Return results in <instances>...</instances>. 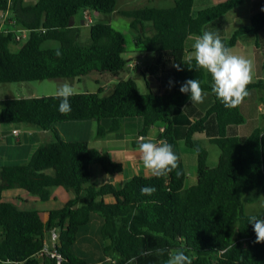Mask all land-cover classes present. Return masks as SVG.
Instances as JSON below:
<instances>
[{"label": "trees", "instance_id": "1", "mask_svg": "<svg viewBox=\"0 0 264 264\" xmlns=\"http://www.w3.org/2000/svg\"><path fill=\"white\" fill-rule=\"evenodd\" d=\"M29 1L0 0V12L7 11L0 22V84L136 72L146 93L140 94L128 75L104 95L100 87L77 93L70 98L72 111L67 115L58 110L55 95L0 100V127L28 126L51 135L25 161L0 165V264H165L176 249H183L192 264H264V243L256 242L248 223L253 215L264 218V213L243 210L264 197V128L259 125L246 135L242 127L236 131L244 123L239 106L226 109L211 91L210 74L197 69L195 59L189 62L187 56L194 51L196 36L213 24L222 30L221 18L245 0H225L197 10L194 0L132 10H116V0ZM111 13L129 20L137 57L166 53L170 60L144 58L140 63L143 58L132 54L124 59V35L106 22L86 23L84 18ZM248 14L247 25L228 38L218 34L227 47L250 44L257 54L263 43L264 0H252ZM75 17L86 24L85 34L72 24ZM17 29L26 31L25 39L15 41ZM189 79L199 80L207 93L204 109L179 91ZM154 82L163 83L164 90H153ZM252 89L264 92L262 80H253L247 86ZM134 119L140 125L131 145L137 148L150 127L160 126L156 139L173 146L179 176L173 171L161 178L133 176L119 188L94 186L89 180L91 165L112 175L121 171L120 164L86 141H64L57 132L60 124L94 121V136L99 138L121 133L124 122ZM197 134L218 149L213 167L206 165L207 152L194 138ZM179 142L195 155V183L187 187ZM145 186L156 192L142 195ZM57 187L72 197L49 211L45 222L37 211L19 210L2 200L3 191L17 189L46 201ZM106 195L113 203L103 202ZM52 228L58 230V238L51 244ZM45 249L58 254L59 260L46 255ZM158 250L166 251L161 255Z\"/></svg>", "mask_w": 264, "mask_h": 264}, {"label": "crops", "instance_id": "2", "mask_svg": "<svg viewBox=\"0 0 264 264\" xmlns=\"http://www.w3.org/2000/svg\"><path fill=\"white\" fill-rule=\"evenodd\" d=\"M149 1V0H147ZM200 1V0H195ZM195 4V3H194ZM93 17L90 19L91 23L93 22H105V17L102 15L92 14ZM81 17L77 18V20L72 24L75 27L83 29L86 27V24H81L80 21ZM219 24L222 25V30L217 25H212L211 27L207 28V31L217 32L222 34V37L225 36L224 34V17L221 18ZM260 39L264 42V34ZM238 44V43H237ZM235 44L233 47L237 46ZM262 44V43H261ZM261 54L249 53L250 56L253 58V80H262L264 84V62L261 61L264 59V46L260 48ZM188 57L193 56L194 58V51L187 54ZM246 55L245 58H247ZM257 56V57H256ZM141 58H145L146 60L156 61L159 62L162 60H170L169 56L166 53L159 54H144L140 56ZM259 58V59H258ZM144 59V60H145ZM145 60V61H146ZM169 62V61H168ZM262 67V68H261ZM261 68V69H260ZM93 81L98 82V87L105 89L108 88L110 84H113L118 78V76H110L108 74H102L98 76H90ZM163 84V83H162ZM161 83L154 82V89L157 92L164 90L163 85ZM259 91V90H257ZM260 92V99L256 101L254 104V111L258 114V106L263 104L264 105V92ZM208 95H206L204 103L202 104H194L199 109H204L208 104ZM242 112V111H241ZM254 119L259 122L261 128H264V113H259ZM140 125V121L134 119L130 122H124V126L130 124ZM245 122L238 127H236V131L239 132L240 128L244 126ZM97 123L94 121H74L68 122L65 124L58 125L57 132L59 133L62 140H69V141H86L88 147L94 148L101 153H104L108 156V158L120 164L121 171L116 174L108 175L104 173L97 165L90 166V175L89 180L90 183L94 186H100L103 184H109L115 188H119L124 181L133 177V176H142V177H149L151 176L144 168L141 162L140 153L138 151V147H133L131 145V140L134 137V133L132 131L129 133H116L110 134L103 137L96 138L94 136V132L97 128ZM156 127V132L154 134L146 133L145 139L151 140L154 143H159L161 140L156 139V135L161 131V127L154 125ZM19 130L18 136H12L10 131L12 128L1 126L0 127V165L6 163H17L25 161L31 153L35 150L37 146L41 143H45L51 140V135L48 132L41 131L32 127L28 126H20L15 127ZM139 126L137 127L136 131L138 130ZM150 128H153L150 127ZM250 128L244 130V132L249 131ZM149 131V130H148ZM132 134V135H131ZM64 135L69 136L68 139L64 137ZM195 139L200 140L202 145H206L207 139L204 137L203 134H197L194 136ZM180 153V149H179ZM181 156V153H180ZM183 164V163H182ZM184 167V166H183ZM185 173V172H184ZM186 177V173H185ZM72 195L69 192L64 191L60 187L53 188L51 190L50 196L46 201H39L33 197L28 196L23 192L21 194L17 189L14 190H6L2 192V200L8 203H11L19 210H35L38 212V217L41 222H45L47 219V213L51 210H56L62 207L64 203H66L69 199H71ZM103 202L106 204L113 203V198L109 195H106L102 198Z\"/></svg>", "mask_w": 264, "mask_h": 264}, {"label": "clouds", "instance_id": "3", "mask_svg": "<svg viewBox=\"0 0 264 264\" xmlns=\"http://www.w3.org/2000/svg\"><path fill=\"white\" fill-rule=\"evenodd\" d=\"M197 69H203L211 76V91L226 109H234L240 106L249 95L247 86L253 79V61L243 56L233 54L218 33L204 31L202 35L195 37L192 45ZM59 56L60 53L57 52ZM193 56L189 57V62ZM179 70V65H175ZM171 83V82H170ZM181 93L190 94L192 104L204 103L207 93L201 87L199 80H186L179 88ZM76 89L65 82L57 86L55 97L60 100L61 114L67 115L72 111L70 98L76 95ZM143 168L153 177H167L173 171L179 176V157L173 146L167 141L154 143L143 137L138 143ZM156 188L145 186L141 188V194L151 196ZM264 207V205H262ZM248 223L252 224L256 234V242L264 243V218L253 215ZM163 255L166 250H158ZM165 264H192L191 258L183 249L171 252Z\"/></svg>", "mask_w": 264, "mask_h": 264}, {"label": "rangeland", "instance_id": "4", "mask_svg": "<svg viewBox=\"0 0 264 264\" xmlns=\"http://www.w3.org/2000/svg\"><path fill=\"white\" fill-rule=\"evenodd\" d=\"M25 1L31 2L29 0H25ZM173 1L174 0H152L147 2L146 0H116L115 8L116 10H132L144 6L167 8L173 4ZM223 1L225 0H200L199 2L194 0L195 4H193V9L194 10L203 9L206 6L214 5L216 3ZM251 4H252V0H245L241 5L230 10L223 16L225 23L224 38H228L229 35L235 29L247 25V19L249 16L248 13ZM92 17H93L92 14H85L84 16L87 23H89ZM75 18L76 21L77 17ZM104 21L108 23L112 29L124 35L126 45L124 48L125 52L122 57L127 60V58L132 54L134 58L136 57V59L139 60L140 57H137L139 53L138 49L133 47L131 41L133 32L128 28L129 20L127 18L111 13L105 16ZM82 32H84L85 34L87 31L84 29V31ZM262 46H264V42L260 44L259 49L257 51V53H259L260 55H262L260 51V48ZM231 49L233 54L243 57H246V55H248L247 58L253 60L252 56L249 55V53L253 52L254 50L250 44L244 45L238 43L237 46ZM139 62L144 63V59H141ZM166 67H169V65H167ZM128 75L129 74L125 72L123 75L119 74L117 76L119 79H124V77ZM136 75H137L136 72L131 73L129 77L135 80L138 92L140 94H144L146 93L144 82L142 81V79H140V77ZM86 76L87 77H83L82 79H79V81H75V80L69 81L66 79H61V80L35 81V82H27V83L0 84V100L10 99V98H30V97L39 98V97L55 95L57 86L65 82L71 84L76 89V93L95 92L98 89V85L93 81V79L90 76H97V74L90 73L89 75ZM114 82L115 79L113 81V84ZM113 84H110L108 88L103 89L102 95L106 94L107 91L113 86ZM248 92L249 95L244 99L243 103L239 106L240 111H242L243 120L245 122L244 126H242L243 130L244 129L247 130L248 128L253 129L254 127L259 126V122H257L254 119V117H256L259 114V112L257 114L254 111V104H256V101L260 99V92L257 91L256 89H252ZM138 126L139 125H136L134 123L130 124V127H128V125H125V127H121V131L119 132L129 133L130 131H132L133 134L136 132ZM155 132H156V127L153 126V128H149L148 134L149 135L154 134ZM243 133L244 135H246L245 132ZM64 137H66V139L69 138V136L67 135H64ZM178 147L181 153L180 157L184 166V172L186 173L184 187H187L195 183V155L194 152L186 148L182 144V142H179ZM203 147L207 152L206 165L209 167H213L217 161V157L219 154L218 149L209 143H206V145H204ZM17 191L23 194V191L21 190H17ZM262 205H264V197H260L256 202L252 204L244 205L243 207L244 213L246 214L264 213V207H262Z\"/></svg>", "mask_w": 264, "mask_h": 264}, {"label": "built area", "instance_id": "5", "mask_svg": "<svg viewBox=\"0 0 264 264\" xmlns=\"http://www.w3.org/2000/svg\"><path fill=\"white\" fill-rule=\"evenodd\" d=\"M6 13H7L6 10L3 11V12H0V22H2V21L4 20V18H5V16H6ZM86 23H87V22H86ZM25 36H26V31L21 30V29H17V30L15 31V36H14L15 41L23 40V39H25ZM257 110H258L259 113H264V105H263V104L259 105L258 108H257ZM10 134H11L12 136H14V137H15V136H18V135H19V130H18V129H12V130L10 131ZM57 238H58V230L55 229V228L50 229V231H49V240H50V243L52 244V242H53L54 240H57ZM45 247H46V246H45ZM50 248L52 249V246H51ZM51 249H50V250H51ZM44 253H45L46 255L53 256L54 258H56L57 260H59L58 254H55V253L50 252V251L47 252L46 249H45ZM39 256H41V255H39Z\"/></svg>", "mask_w": 264, "mask_h": 264}]
</instances>
